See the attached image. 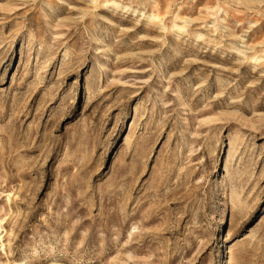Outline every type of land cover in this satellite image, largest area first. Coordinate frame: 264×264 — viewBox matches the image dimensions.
<instances>
[{"label":"rangeland","instance_id":"374dc122","mask_svg":"<svg viewBox=\"0 0 264 264\" xmlns=\"http://www.w3.org/2000/svg\"><path fill=\"white\" fill-rule=\"evenodd\" d=\"M0 264H264V0H0Z\"/></svg>","mask_w":264,"mask_h":264}]
</instances>
